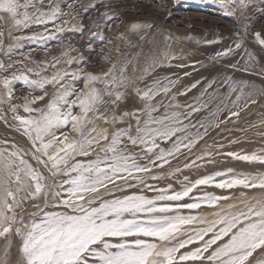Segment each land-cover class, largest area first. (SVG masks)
Listing matches in <instances>:
<instances>
[{
    "label": "snow or ice",
    "instance_id": "obj_1",
    "mask_svg": "<svg viewBox=\"0 0 264 264\" xmlns=\"http://www.w3.org/2000/svg\"><path fill=\"white\" fill-rule=\"evenodd\" d=\"M120 2L0 0V264H264V148L223 152V144L205 140L264 98V30L251 31L246 14L256 0H207L239 29L231 45L210 57L214 65L224 62L223 72L205 81L193 103L178 97L200 80L181 90L179 76L155 72L181 59L170 52L177 39L170 30L143 66L117 42L143 40L158 25L135 20L127 33L105 34L120 20ZM93 40L102 42L99 52ZM93 55L109 65L106 71H89ZM234 72L262 85L234 79ZM198 145L202 150L184 169L215 164L218 156L259 168L184 176L177 189L167 181L183 169L165 166L188 160Z\"/></svg>",
    "mask_w": 264,
    "mask_h": 264
},
{
    "label": "bare ground",
    "instance_id": "obj_2",
    "mask_svg": "<svg viewBox=\"0 0 264 264\" xmlns=\"http://www.w3.org/2000/svg\"><path fill=\"white\" fill-rule=\"evenodd\" d=\"M134 1H141L144 2V4L142 6H134L130 9L132 11V14H130V16L128 15L127 26L131 21L147 20L152 22L153 24L158 25L159 27L148 32L145 39L143 40H141L137 35H131V44H133L137 39L139 40L138 43L141 44L139 49L134 45L131 49V53L136 55L140 54L139 57H141L142 55L144 59V57L151 51H154L159 47H163V36L161 35V33L170 30L172 35L174 37H177V39H174L171 42L170 52L178 57H181V59L172 61V67L166 66L164 68H157L156 73H159L161 76H179L180 80L177 86L182 89L183 87L196 82L198 74L193 75L192 71L197 70L200 66H202V64L194 65L196 59H202V57L204 58V56L213 55L216 51L221 50L223 47L231 45L232 41L235 39L234 33L239 29V25L233 20V18L221 15L219 9L207 3V0H202L201 3H196L194 2V0H181V3L178 5H173L171 3V0H161L162 3H167V8L160 10L157 9L155 0ZM256 3L258 4V9L255 12H252L250 7L249 9H247L246 14L251 17L252 22L258 23V21L261 20V18L264 16V3H261V0H256ZM147 4L151 5V7L148 8ZM156 11L160 12V15L162 16L161 21L157 19V17H155L154 12ZM225 29H229L230 31L226 32L225 34ZM125 30L127 33L128 29L126 28ZM227 33H229V35ZM189 34L193 37H196L197 39H217L220 42L211 45L205 44L203 42L197 43L195 40L184 38ZM248 40L252 41L251 36L248 37ZM247 46L250 48V50L258 51L259 46H254V42L248 43ZM240 55H242V53ZM91 58L96 66L90 68L89 71L100 73L106 71L109 67L108 64L101 62V59L98 58L97 55H93ZM181 63L185 64L186 67L176 66ZM222 64L223 63L216 64L212 67L223 68ZM200 70L201 69H198V71ZM184 73H189V75L185 76ZM244 77L245 79L252 80L258 86L262 85V81L257 77H249L247 75H244ZM197 89H199V86L196 89H193V93H191L189 97L187 96L190 102L194 101L198 96L197 92H194ZM262 121H264V98H261L257 104L250 105L248 109L241 112L239 123H235V125L224 130H217L216 132L214 130L213 132L215 133L205 137V140L209 145H212L214 142L216 144H223V152L244 151L250 153L260 148H264V123H261ZM2 128L3 126L0 125V131H3L1 130ZM70 135L75 136L76 134L70 133ZM20 142L21 144H23V139H20ZM203 144L204 141H201V145ZM201 145L197 146L198 150H202ZM198 154L199 151H197L193 156H188V160H184L185 157H183L184 159H182L181 157L172 161L170 165L165 166V169H167L165 171H173L176 167L182 166L185 163L190 162L192 159H195V156ZM215 159L217 161V163L215 164L205 163L200 168L184 169L175 177V179L167 182L173 183L174 187L179 189V181L183 180L184 176H188L189 179L195 180L202 175L211 174L213 171L224 167H236L238 169L244 170L259 168L258 165L249 167L242 162H234L230 158L218 156L215 157ZM197 163L202 162L197 161ZM207 190L216 191L217 193H219L220 191L212 188H209ZM117 195H120V193H117ZM203 211H205L206 213H210L212 210L203 209ZM2 245L3 241H0V247H2Z\"/></svg>",
    "mask_w": 264,
    "mask_h": 264
},
{
    "label": "rangeland",
    "instance_id": "obj_3",
    "mask_svg": "<svg viewBox=\"0 0 264 264\" xmlns=\"http://www.w3.org/2000/svg\"><path fill=\"white\" fill-rule=\"evenodd\" d=\"M129 3V4H128ZM144 4V2H141V1H134V0H121V2L118 4V5H115V7H117L118 8V12H119V15H120V20H123V24L121 25L120 24V20H117L114 24H113V30H112V32H106L105 34L106 35H109L110 37L111 36H113L117 31H123V32H126V28H127V23H128V15L130 16V14H132V11L130 10L131 8H133L134 6H142ZM127 5H130V6H127ZM147 7L148 8H150L151 7V5H149V4H147ZM258 9V4L257 3H255V6L254 7H251V10H252V12H255L256 10ZM92 19H96L97 18V16H98V13H95V12H93L92 14ZM154 15H155V17H157V19H159L160 21L162 20V16L160 15V12L159 11H156V12H154ZM86 23H90V21H85ZM244 21H243V19H241V24L243 23ZM109 23H111V22H109ZM251 24H252V29H251V31H261V30H264V16L261 18V20H259L258 21V23H255V22H252V20H251ZM226 28V27H225ZM233 29V28H232ZM228 31H230L229 29H225L224 30V33L226 34V32H228ZM228 35H229V33H227ZM138 39L137 40H135V42L133 43V44H128V43H126V42H124V41H118L117 43H118V45H119V47H120V49H121V52L126 56V57H128V58H130V59H132V58H136V59H133V64L135 65L136 63H137V61L139 62V65L140 66H143V64H144V59H143V57H142V55H141V57H139L140 56V54H132L131 53V49L133 48V46L135 45V47L136 48H140V46H141V44L140 43H138ZM73 42L76 44V46L77 47H80V48H83V46H84V41L83 40H77L76 38H73ZM92 43L93 44H95V48H96V52H99V48H100V46L102 45V42H98V41H95V40H93L92 41ZM139 44V45H138ZM137 45V46H136ZM33 47H35V46H33ZM58 52H59V49H57V48H53L52 49V54H58ZM86 55H87V52L85 53ZM214 55V54H213ZM213 55H207V56H204V58L202 57V59L201 58H198V59H196V61H195V63H194V65L195 64H202V66H200L198 69H201L200 71H198V69L197 70H194V71H198V72H194V71H192V74L193 75H197L198 74V76H197V78H196V81L197 80H200L201 81V84L200 85H198L199 86V89H197L196 91H194V92H197V94H198V96H199V93H200V91L202 90V88H203V86H204V83H205V81L206 80H211L212 78H219L220 76H221V74H222V72H223V68H213L212 66H215L213 63H211L210 62V57L211 56H213ZM98 56V58H100V56L99 55H97ZM112 57H113V59H119L120 58V56H119V54H117V53H115V52H113L112 53ZM39 58V57H38ZM231 59L234 61V60H236V59H239V56H236V58H235V56L234 57H231ZM204 60V61H203ZM202 62V63H201ZM221 63H224V62H221ZM241 63H243V62H241ZM204 67V68H203ZM132 68H133V65H129V72H131L132 71ZM214 69V70H213ZM156 70H157V68H156ZM156 70H155V72H156ZM202 73V74H201ZM207 73V74H206ZM242 73V74H241ZM155 73H153V75H154ZM229 74H231L232 76H233V78L234 79H245V77H244V75H246V74H244L243 72H234V73H229ZM237 74V75H236ZM241 75V76H240ZM202 77V78H201ZM204 81V82H203ZM203 83V84H202ZM17 88L18 89H20L21 88V85H19V84H17ZM177 88H180L179 86H177ZM180 89H182V88H180ZM183 90V89H182ZM200 90V91H199ZM226 89H221V91L223 92V91H225ZM191 93H193V90L191 91V92H189L188 93V97H189V95L191 94ZM187 96H180L178 99H179V101L181 102V103H193L194 101H189L188 100V97ZM186 99V100H185ZM185 100V101H184ZM134 104H135V100L133 99V100H129L128 101V106L129 107H132V106H134ZM245 113V112H244ZM202 114H203V117L204 116H206V114H207V111L205 110V111H202V112H200V113H197L194 117H193V119L195 120V119H197V118H201L202 117ZM200 116V117H199ZM223 116H224V114H221V119H223ZM231 121V122H230ZM230 121H228L227 123H225V124H221L220 125V127L219 128H213V129H211L210 130V132H209V135L208 136H210L211 134H214L217 130H224V129H226V128H228V127H231V126H233V125H235V123L237 124V123H239V121H240V117L237 119L236 117H233ZM234 122V123H233ZM229 125V126H228ZM1 130H3L4 131V128H2ZM215 130V132H213ZM12 135H15L14 133H12ZM17 139H22V138H19V137H17ZM198 151V149L196 150H193V153H191V154H188V156L190 157V156H193V155H195V153ZM182 157V159H184L183 157L184 156H180L179 158H181ZM174 160H176V159H174ZM174 160H172V161H174ZM184 160H186V159H184ZM171 161V162H172ZM176 168H181V169H183L184 170V168H183V165L182 166H178V167H176ZM165 170H167V169H165Z\"/></svg>",
    "mask_w": 264,
    "mask_h": 264
}]
</instances>
